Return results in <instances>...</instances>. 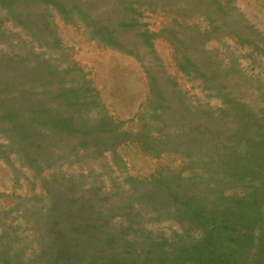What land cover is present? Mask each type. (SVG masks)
Wrapping results in <instances>:
<instances>
[{"label":"rangeland","instance_id":"rangeland-1","mask_svg":"<svg viewBox=\"0 0 264 264\" xmlns=\"http://www.w3.org/2000/svg\"><path fill=\"white\" fill-rule=\"evenodd\" d=\"M0 264H264V0H0Z\"/></svg>","mask_w":264,"mask_h":264}]
</instances>
